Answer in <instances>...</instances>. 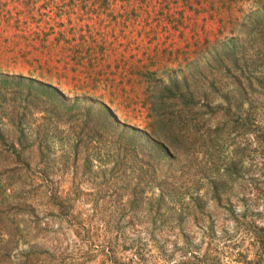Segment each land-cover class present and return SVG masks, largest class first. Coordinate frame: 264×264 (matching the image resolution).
<instances>
[{"label": "trees", "instance_id": "trees-1", "mask_svg": "<svg viewBox=\"0 0 264 264\" xmlns=\"http://www.w3.org/2000/svg\"><path fill=\"white\" fill-rule=\"evenodd\" d=\"M255 5L238 36L204 40L160 77L145 72L148 129L121 121L86 94L70 96L31 77L0 73V264H28L31 252L18 249L46 234L47 241L51 218L68 219L80 178L96 174L93 153L85 158L83 147L99 157L96 169L122 184L129 207L151 200L158 209L165 202L170 212L213 215V225L217 216L231 215L247 182L253 187L249 201L260 199L264 209V0ZM67 173L73 186L62 196ZM246 227L248 245L243 232L225 238L226 255L234 264H264V227ZM146 235L155 247L161 242L160 257L172 234ZM180 235L185 246L195 236L174 234V244ZM214 235L204 233L206 249L186 248L178 264H222L225 250L212 244ZM147 251L139 248L133 257ZM33 254L35 264H66L46 247Z\"/></svg>", "mask_w": 264, "mask_h": 264}, {"label": "rangeland", "instance_id": "rangeland-1", "mask_svg": "<svg viewBox=\"0 0 264 264\" xmlns=\"http://www.w3.org/2000/svg\"><path fill=\"white\" fill-rule=\"evenodd\" d=\"M255 7V0H0V73L31 77L70 96L86 94L109 106L121 121L148 129L145 72L160 77L204 40L238 36L240 28L248 29L247 14ZM52 144L59 149L58 142ZM91 153L96 174L80 178L78 194L70 196L68 219L51 218L47 241L46 234L18 249L31 252L28 264H35L33 253L45 247L66 264H123L129 258L131 264H178L186 248L206 249L207 231L215 234L212 244L225 250L221 263L234 264L226 255L230 249L223 247L225 238L239 232L245 238L247 225L264 227L262 201H249L253 187L247 182L240 185L241 201L231 215L217 216L213 225V215L170 212L165 202L158 209L151 200L129 207L122 184L96 169L99 157L83 147L85 158ZM70 181V173L60 181L62 196L71 190ZM157 231L172 234L160 257L155 253L161 242L155 247L146 235ZM179 233L195 236L188 246L181 235L174 244ZM142 247L148 251L137 260L133 254ZM247 248L251 259L253 249Z\"/></svg>", "mask_w": 264, "mask_h": 264}]
</instances>
